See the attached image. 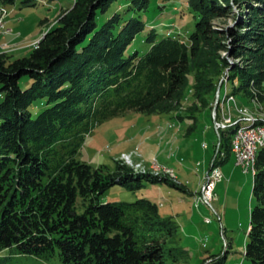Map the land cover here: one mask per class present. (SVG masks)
<instances>
[{
  "label": "trees",
  "instance_id": "trees-1",
  "mask_svg": "<svg viewBox=\"0 0 264 264\" xmlns=\"http://www.w3.org/2000/svg\"><path fill=\"white\" fill-rule=\"evenodd\" d=\"M115 1L76 0L28 55L0 52V251L57 257L64 264H178L188 257L178 244V224L163 216L157 203L102 200L114 185L129 190L142 189L146 181L183 185L136 172L117 159L110 170L76 155L101 121L131 109L165 111L184 94L192 68L216 61L215 52L228 48L229 39L232 55L249 61L233 69L230 80H241L233 89L248 91L258 75L252 69L264 65V0H187L199 17L188 40L152 28L146 37L151 46L143 55L138 50L126 55L145 27L139 16L123 19L116 12L98 25L99 14ZM125 1L137 11L149 3ZM236 9L237 25L228 38L213 20ZM198 57L207 62L194 63ZM25 76L31 81L23 88ZM213 84V78L196 76L198 98L212 96ZM39 99L46 106L34 116L31 106ZM195 120L193 133L200 124L197 115ZM234 131L220 130L215 164L220 165L222 152L231 153ZM252 198L244 255L252 264H264V145L257 153ZM226 256L224 251L216 264Z\"/></svg>",
  "mask_w": 264,
  "mask_h": 264
},
{
  "label": "rangeland",
  "instance_id": "rangeland-1",
  "mask_svg": "<svg viewBox=\"0 0 264 264\" xmlns=\"http://www.w3.org/2000/svg\"><path fill=\"white\" fill-rule=\"evenodd\" d=\"M75 1L30 0L25 3V0H16L14 4H10L0 0V18L6 16V23L0 29V52L13 58L28 55L33 47L38 46L45 33L58 23L63 10L70 8ZM128 8L127 1H115L98 18L99 26L116 12L123 19L139 16L145 22L144 29L128 46L126 55L136 50L143 55L149 50L151 43L146 41V37L152 28L160 35L171 34L187 41L199 19L187 0H149L144 11ZM237 12L236 9L234 14L213 20V25L228 38L237 25ZM221 36L224 38V35ZM226 44L228 48L215 52L216 61L200 67L201 70L192 68L187 75L184 94L170 101L165 111L147 113L131 109L101 121L85 136L76 155L78 159L94 167L105 166L110 170L115 169L117 159L131 166L136 172L146 170V173H158L157 175L168 177L184 186L179 188L164 181H146L145 186L139 190L114 185L102 196L104 202H132L147 198L158 204L163 216H172L179 226L178 244L188 252V257L181 260L180 264H216L224 251H227V256L221 264H252L245 258L244 253L254 176L237 164L233 148L234 154L219 165L224 177L217 183L211 202L221 216V223L212 207L202 203L200 197L204 182L199 193H196L205 170L210 169L212 157L216 161L220 150L221 128L216 129V122L226 120L229 113L237 119L254 115L253 117L257 116L256 119L264 120V65L252 69L258 75L257 79L250 80L248 91L239 89L235 93L233 88L238 87L241 80H230L233 69L236 66H247L249 61L232 55L231 39ZM206 49L205 47L204 50ZM217 60L222 61L223 65L215 67ZM195 62L205 64L207 61L198 57ZM196 76L214 80V94H206L204 101L198 98L195 89ZM261 77L263 81L257 84L256 80ZM30 81L29 77H23L21 86L28 87ZM2 100L3 94L0 93V102ZM45 102V99L34 102L31 106L34 116L46 106ZM196 115L200 124L193 133ZM202 143H206L208 147L204 148ZM167 167L171 169V175L166 174ZM207 217L211 219L210 223L205 222ZM0 264L64 263L57 257L44 260L4 249L0 251Z\"/></svg>",
  "mask_w": 264,
  "mask_h": 264
},
{
  "label": "built area",
  "instance_id": "built-area-1",
  "mask_svg": "<svg viewBox=\"0 0 264 264\" xmlns=\"http://www.w3.org/2000/svg\"><path fill=\"white\" fill-rule=\"evenodd\" d=\"M4 17L6 16H1L0 25H4L6 23ZM237 110H239V108ZM244 119H237L235 118V115L231 116L229 113V117L226 120L223 119L221 120V122H216V129L217 130H219L220 128L223 129L224 126L228 124L230 121L244 120ZM263 137H264V128L257 130L256 132H253V133L238 134L237 147L235 148V156H236L237 164L241 165L245 172H248L247 171V160L249 156H251L253 145H255L256 141L263 140ZM219 145H220V141H219ZM203 146L207 147V144L204 143ZM167 174L171 175V169L168 167H167ZM220 177H223V173L221 169H218V170L209 169L206 172L205 177H204V190L201 193V195H202V203L212 207L213 212L215 213L217 219L221 223V216L217 212V210L214 209L211 203L214 197V190L216 188L217 183L220 181ZM205 222L210 223L211 219L207 217L205 218Z\"/></svg>",
  "mask_w": 264,
  "mask_h": 264
},
{
  "label": "bare ground",
  "instance_id": "bare-ground-1",
  "mask_svg": "<svg viewBox=\"0 0 264 264\" xmlns=\"http://www.w3.org/2000/svg\"><path fill=\"white\" fill-rule=\"evenodd\" d=\"M3 26L4 25H0V29H2ZM253 116L254 115H252V116H250V115L241 116L239 119H244V118H246V119L236 120L234 122L230 121L228 124H226L224 126L225 129L228 127H234L235 128L234 136L232 135V148L234 151H235V148L237 147V136H238V134L253 133V132H256L257 130L264 128V123H263L264 120L256 119L257 116L256 117H253ZM263 145H264V137H263V140H258V141H256L255 145H253L251 156H249V158L247 160V171H248V173L251 172L253 174V176L256 173L257 153L259 152V149ZM218 169H220V167H219V165L215 164V158H213L210 170H218ZM145 171L146 170H143V172H145ZM157 174L158 173H156V175ZM172 176H174V174ZM221 178L222 177H220V180H221ZM202 190H204V186H203ZM200 198L202 199V197H200Z\"/></svg>",
  "mask_w": 264,
  "mask_h": 264
},
{
  "label": "crops",
  "instance_id": "crops-1",
  "mask_svg": "<svg viewBox=\"0 0 264 264\" xmlns=\"http://www.w3.org/2000/svg\"><path fill=\"white\" fill-rule=\"evenodd\" d=\"M202 146H203V143H202ZM208 147V146H207ZM207 147H204V148H207ZM234 153L232 152V149H231V153L228 155V156H225L224 154H223V152L219 155V157H218V159H219V161H221V163H220V165L221 164H223L224 162H226L227 160H229V157H230V155H233ZM172 154H171V157L170 158H172ZM235 156V155H234ZM214 157H212V159H213ZM212 159H211V161H212ZM212 163V162H211ZM211 165V164H210ZM211 167V166H210ZM209 169H206L205 170V172H204V175H203V177L201 178V180H200V182H199V185H198V191L196 190V193H199V191H200V188H201V185H202V183H203V180H204V177H205V174H206V172L208 171ZM223 177H224V174H223ZM221 181V180H220ZM252 206V205H251ZM251 209V208H250ZM178 264H180V263H178Z\"/></svg>",
  "mask_w": 264,
  "mask_h": 264
}]
</instances>
